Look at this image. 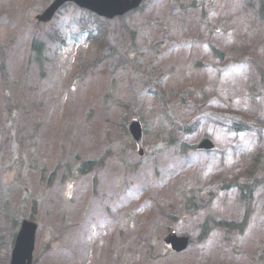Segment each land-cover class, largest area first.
Wrapping results in <instances>:
<instances>
[{"label":"rangeland","instance_id":"374dc122","mask_svg":"<svg viewBox=\"0 0 264 264\" xmlns=\"http://www.w3.org/2000/svg\"><path fill=\"white\" fill-rule=\"evenodd\" d=\"M51 1L0 0V264L29 215L32 264H264L255 0H143L108 22L117 52L97 61L79 30L84 10L67 4L36 21ZM33 38H47L41 65L29 59ZM132 118L142 155L126 131ZM170 135L188 145L207 135L216 147L181 153ZM205 219L213 226L199 243L180 252L163 243L170 230L196 236Z\"/></svg>","mask_w":264,"mask_h":264},{"label":"water","instance_id":"95a60500","mask_svg":"<svg viewBox=\"0 0 264 264\" xmlns=\"http://www.w3.org/2000/svg\"><path fill=\"white\" fill-rule=\"evenodd\" d=\"M66 1H74L81 7L88 8L100 15L112 17L117 14H122L134 7H136L140 0H54L43 13L37 15V19L47 21L51 19L55 11ZM128 130L138 145V153H143L142 145V127L137 119H132L129 122ZM213 143L208 138H203L197 145L198 148H213ZM36 223L31 220L24 219L21 222L19 231L15 239V245L12 252L10 264H30L32 258V251L34 248V238L36 231ZM164 241L169 243L172 249L180 251L185 247L190 246L195 240L190 236L177 237L170 233L164 237Z\"/></svg>","mask_w":264,"mask_h":264},{"label":"trees","instance_id":"16d2710c","mask_svg":"<svg viewBox=\"0 0 264 264\" xmlns=\"http://www.w3.org/2000/svg\"><path fill=\"white\" fill-rule=\"evenodd\" d=\"M254 4L257 8V13L259 14V17L264 24V0H255ZM93 17H94L93 14H91V13L88 14V21L85 19L87 21V25L85 28H86L87 34L90 38L91 44H94L96 46L97 50L99 51V53H96L95 56L92 58V60L97 61L98 59H101L102 57L104 58L106 56L113 55V53L115 51L117 52V49H116L115 45H113L111 43V41L109 39H107L105 32L102 34V27L101 26L104 24L103 22H99L98 25H95V27H93ZM83 19H84V17H83ZM98 21H99V19L95 18V22H98ZM44 47H45V44H44V40L42 38L34 41L33 49H34L35 53L33 55V58L35 61L42 62L43 58L45 57L44 56ZM78 53L80 54V50H78ZM119 61H122V60L119 58ZM87 63L89 64V62H87V61L81 62V64H79V67H80L79 69L82 70V67H85ZM177 127L178 126H176L175 129ZM178 128H180V127H178ZM184 129L185 130H183V128H182L183 131H186V128H184ZM174 130H173V132H174ZM170 140H172L174 142L176 140V138L173 137L172 135H170ZM175 142H178V140H176ZM179 145H180V148H179L180 152H183L186 150L185 149L186 145L183 142L179 143ZM249 193H250V190L246 189V194H249ZM202 227H203V229H202V232H201L199 237H201L206 231H208V221H205L203 223Z\"/></svg>","mask_w":264,"mask_h":264}]
</instances>
